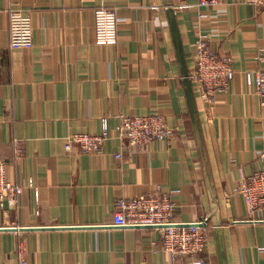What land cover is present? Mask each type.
<instances>
[{
	"label": "crops",
	"instance_id": "crops-1",
	"mask_svg": "<svg viewBox=\"0 0 264 264\" xmlns=\"http://www.w3.org/2000/svg\"><path fill=\"white\" fill-rule=\"evenodd\" d=\"M197 1L0 0V160L24 187L17 206L0 205V264H17L21 246L28 264H198L162 248V227L114 224L117 199L170 190L176 224L210 218L204 264H264V209L248 220L236 192L264 166V9L180 8ZM101 6L117 10L116 43H97ZM10 9L32 16L31 48L10 47ZM202 37L233 61L211 100L192 78ZM121 114L161 115L173 135L132 146L117 135ZM105 121L101 152L67 150L68 136Z\"/></svg>",
	"mask_w": 264,
	"mask_h": 264
},
{
	"label": "built area",
	"instance_id": "built-area-1",
	"mask_svg": "<svg viewBox=\"0 0 264 264\" xmlns=\"http://www.w3.org/2000/svg\"><path fill=\"white\" fill-rule=\"evenodd\" d=\"M247 3L264 9V0H245ZM224 3V0H198L196 3H183L180 8H208ZM9 35L11 48H31L34 43V23L32 16L21 9H10ZM201 18L207 14L201 13ZM120 18L116 8L101 6L95 11V27L97 43L107 44L118 42V26ZM195 71L193 80L202 89L203 97L211 100L218 90H226L234 78L232 58L212 48L205 37L196 42ZM258 58L264 60V49ZM255 94L264 105V70L258 71L254 79ZM117 126L119 138L126 139L132 146L145 147L156 141L169 139L173 129L169 127L161 115L128 116L121 114ZM112 137L110 128L105 121L100 134L86 132L68 136L66 148L72 150L76 145L81 152H101L104 143ZM16 153L22 155L20 141H16ZM117 154V157H120ZM24 187L8 178L7 163L0 160V205L15 207ZM243 195L248 209V220L262 221L260 216L264 209V166L256 172L244 176L236 189ZM176 191L155 192L140 195L131 199H117L114 212V224L121 227H162L164 234L162 248L173 257L188 256L204 264L202 254L208 247L207 232L210 227L209 216H203L198 222L190 225L175 223ZM17 264H28L23 256V247L19 248Z\"/></svg>",
	"mask_w": 264,
	"mask_h": 264
},
{
	"label": "water",
	"instance_id": "water-1",
	"mask_svg": "<svg viewBox=\"0 0 264 264\" xmlns=\"http://www.w3.org/2000/svg\"><path fill=\"white\" fill-rule=\"evenodd\" d=\"M190 225V224H189Z\"/></svg>",
	"mask_w": 264,
	"mask_h": 264
}]
</instances>
